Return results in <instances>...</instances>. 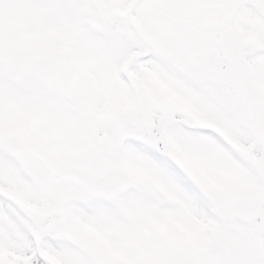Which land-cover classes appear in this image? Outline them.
<instances>
[{"label":"snow or ice","instance_id":"6c2138e0","mask_svg":"<svg viewBox=\"0 0 264 264\" xmlns=\"http://www.w3.org/2000/svg\"><path fill=\"white\" fill-rule=\"evenodd\" d=\"M0 264H264V0H0Z\"/></svg>","mask_w":264,"mask_h":264}]
</instances>
